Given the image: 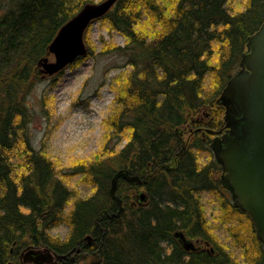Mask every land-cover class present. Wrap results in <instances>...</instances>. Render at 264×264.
<instances>
[{
	"label": "trees",
	"instance_id": "1",
	"mask_svg": "<svg viewBox=\"0 0 264 264\" xmlns=\"http://www.w3.org/2000/svg\"><path fill=\"white\" fill-rule=\"evenodd\" d=\"M87 2L92 0H0V264L13 260L15 241L37 240L65 252L86 235L95 239L97 264H264V244L249 214L224 196L215 159L201 165L187 147L175 155L179 130L222 125L224 108L216 98L262 22L264 0H246L237 12L228 0H117L96 18L125 36L123 45L103 50L121 52L124 71L115 78L99 151L72 163L64 179L55 159L31 145L26 94L58 29ZM204 109L210 110L207 121ZM200 133L192 132L198 149L204 139L210 142L208 133ZM119 168L148 176L147 182L120 178L124 211L97 219L103 209L117 210L109 187ZM77 175L89 194L68 184L67 176ZM141 190L143 202L137 200ZM203 191L220 195L222 223L242 260L212 234ZM61 222L69 227L64 239L48 232ZM174 231L199 240L198 246L183 249Z\"/></svg>",
	"mask_w": 264,
	"mask_h": 264
},
{
	"label": "rangeland",
	"instance_id": "2",
	"mask_svg": "<svg viewBox=\"0 0 264 264\" xmlns=\"http://www.w3.org/2000/svg\"><path fill=\"white\" fill-rule=\"evenodd\" d=\"M245 1L228 0L227 5L230 11L237 12L242 9ZM83 38L90 53L85 54L79 61L68 64L60 73L48 75L41 72L26 94L31 114L28 126L31 145L35 149H45L55 159L57 176L62 178L63 172L72 163L89 159L99 151L105 131L103 120L113 112L115 78L124 71L122 65L125 57L121 52L103 51L113 45H123L126 38L122 33L110 30L102 20H93L85 29ZM50 59L53 58L50 56ZM42 98L44 102L41 101ZM209 112V109L203 110L205 121L209 119ZM188 127L179 135L181 143H184V149L187 147L193 151L201 165L210 158L214 160L213 152L209 150V143L204 142L205 139L202 149L191 145L194 135L187 131ZM220 127H210L211 133ZM200 130L202 131L201 128ZM200 135L205 136L202 133ZM208 136L211 139L212 134L208 133ZM124 142L122 139L120 145ZM220 174L221 170L217 168L215 175L220 177ZM67 180L68 184L74 186L81 194L87 195L91 192L90 186L79 175L67 176ZM222 191L225 197L230 198L226 189L223 188ZM200 195L212 234L226 250L242 260L240 250L226 230V223H222L220 195L211 191H203ZM68 231V225L61 222L48 232L52 236L64 239Z\"/></svg>",
	"mask_w": 264,
	"mask_h": 264
},
{
	"label": "water",
	"instance_id": "3",
	"mask_svg": "<svg viewBox=\"0 0 264 264\" xmlns=\"http://www.w3.org/2000/svg\"><path fill=\"white\" fill-rule=\"evenodd\" d=\"M117 0L87 2L65 23L48 45L47 52L37 62L40 72L55 74L87 53L84 31L89 23L105 14ZM50 56L53 58L50 59ZM216 103L224 108L223 123L210 142L216 161L221 165V184L230 192L232 203L249 214L257 238L264 244V15L259 28L247 37L236 71L222 87ZM183 130H179L180 135ZM184 150L181 143L180 155ZM176 156L172 159L175 160ZM147 182V177L132 175L125 168L117 169L110 181L109 194L117 202V210L103 209L97 219L118 217L124 211L117 194L118 180ZM137 200L143 202L146 193L139 191ZM173 235L185 250L196 248L182 231ZM85 239H91L86 235ZM79 250V248H77ZM30 259L39 261L37 252L29 250ZM34 256L35 258H32ZM57 258L67 254H55Z\"/></svg>",
	"mask_w": 264,
	"mask_h": 264
},
{
	"label": "flooded vegetation",
	"instance_id": "4",
	"mask_svg": "<svg viewBox=\"0 0 264 264\" xmlns=\"http://www.w3.org/2000/svg\"><path fill=\"white\" fill-rule=\"evenodd\" d=\"M199 128L202 129V134L210 133L212 134V137L216 134H219L217 130H215L216 132L211 133L212 130H210L211 128L209 126L197 127V129ZM196 130H192L191 127H188L187 129L189 133L195 132ZM94 241L95 239L88 240L84 238L80 243L76 244L65 252H59L58 250L42 243L41 241L37 242V240H22L19 242L15 241L13 242L10 249V253L13 254V260L8 261L7 264H97L99 262V253L97 247L94 245ZM77 248H79V250H77ZM29 250H34L37 252L36 257L39 261L30 259V256L27 253ZM56 253L67 254V256L63 258H57L55 256ZM32 258L35 257L33 256Z\"/></svg>",
	"mask_w": 264,
	"mask_h": 264
}]
</instances>
